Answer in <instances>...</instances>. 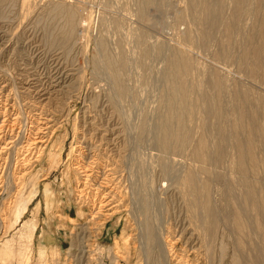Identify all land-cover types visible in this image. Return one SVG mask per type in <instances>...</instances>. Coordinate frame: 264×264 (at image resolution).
<instances>
[{
    "label": "rangeland",
    "instance_id": "1",
    "mask_svg": "<svg viewBox=\"0 0 264 264\" xmlns=\"http://www.w3.org/2000/svg\"><path fill=\"white\" fill-rule=\"evenodd\" d=\"M226 1H223L224 4L221 3L224 5L222 7V20L219 23L221 25L212 31L213 37L210 44L201 48L190 46L185 42L183 44L181 37L184 36L189 24L186 21H181L180 23L176 16L184 9V0H153L145 8L144 16L141 17H139L138 11L141 0H5L4 3H0V49H2L0 50V151L3 152L0 153V185L4 186H0V258L2 259L0 264H126L119 257L123 253L121 245H119L118 249L114 241L120 236L123 228L122 221L125 217L123 207L128 206L130 201L126 200L123 203V207H121V210L119 209L120 213L117 216L108 219V221L106 220V222L104 221V226H102L103 223L101 226L88 224L87 221L92 218L91 212H89L91 210L89 208L90 196L89 198L84 196L85 199L82 198L81 201L76 197V188L77 190L82 188L80 183L83 181V176L75 169V165L83 164L84 162V164L96 166V168L101 166L102 168H98L100 169L98 172L103 171L105 160L112 154L115 155L116 152V150L113 153L109 152L110 148L105 146L100 148L97 145V141L105 133L103 129L108 125L109 129H116L114 131L115 135L107 136V139L113 140L111 148L116 145V149L120 151L129 150V146H133V144L135 146L136 144L139 147L140 154L143 153L142 157L146 160L147 156L145 155H148L147 160L149 158L151 160L150 166L149 160H146L145 163L143 158L141 159L142 162L139 158L141 167L144 165L146 167L149 166V168L145 167V171L141 168V171H139L141 174L138 173L141 177L139 176L140 178H138L135 175L132 178L133 187L138 188L140 186L139 188L143 190L148 186L147 188L157 189L159 195L163 193L166 189V181L162 179L160 170L157 168L155 159L157 152L155 153L152 147H149L151 144L146 141L148 143L147 146L146 137L135 138L136 135H134L135 130L142 126L145 114L148 113L150 117L148 119L151 122L149 121L148 124L155 122V117L157 119L160 117L159 114L163 106L161 105L162 101L159 102L163 98L160 96H167L166 90L168 89V83L164 77L166 66L163 55L166 58L168 54H171L176 49L184 51L183 53L186 56L194 60L202 77H206L208 75L207 72H210L215 75L213 77L216 78V82L220 80L221 84H224L222 86L220 84V86L226 88V90L227 87L232 86L236 87L235 89L232 88L234 91L241 90L242 94L248 97L246 101L247 109L250 107L249 104H251L252 106L254 105L253 110H255V104L257 103L264 107V76H261L263 74L261 72L262 67H256L259 76L257 74L254 77L250 76L248 68H252L250 67L252 61L248 62L247 59L246 65L248 66H246L241 64L242 62L237 58L236 61L235 59H232L233 61L228 60L226 54L223 53V51L225 53L232 51L234 52L232 55L235 58V55L240 53L239 46H241L240 49L247 48L246 42L239 34L240 28L242 31L244 29V31L249 30L248 33L252 32L251 26L254 22L251 20L250 14L253 12L252 17H255L256 21L258 20L262 24V21H264V8L261 5L264 4V0H248V4L252 8L250 9L253 12L250 9L246 11L245 15L240 16V19L238 18L237 26H235V28L239 26V32L237 31V35L235 34L234 36L235 38L237 37V42H241V45L234 46V44H231L232 46L230 45L229 48L224 44L226 43L224 41L226 38V33H224L226 26L221 28V26L223 27L222 21H227L228 15L231 14L229 0ZM66 11H68L67 14ZM247 12H249L250 18L247 16ZM69 18H72L73 22L75 21V24L72 23V26L74 25L73 28H75L73 37L70 40L63 41L70 33L69 27L72 19L70 21ZM68 19L67 25L66 20ZM218 27L220 28L218 29ZM252 33L258 37L256 30ZM142 41L145 44L149 43L148 45H152V47L161 44L165 52L161 56L152 53L149 57H145L140 49ZM242 42L244 43L243 45ZM222 46L226 48L225 50H229L231 47L235 48L225 51ZM253 46H251V49ZM259 55L261 56V61L260 63L258 62V65L264 66V51H260ZM118 57L120 59L117 60ZM121 60L124 65H127H125L123 72L121 71ZM109 61L119 64L118 67L121 69L115 65L117 73L114 70L111 71L108 66ZM119 72L122 73L120 74ZM113 78H116V82ZM190 79L197 82L195 78L189 77L188 80ZM115 83L118 86H124L127 89V95L121 97ZM117 89L118 91H115ZM226 100L230 101L231 99L228 98ZM262 110L260 109L255 113L249 111L253 118L252 121H255L258 125L264 121V108ZM39 111L40 113H38ZM13 117L14 119L12 120ZM134 127L136 128L135 130ZM92 134H94V138L91 141L90 136ZM118 134L120 137L116 139ZM255 136L253 142H255L256 151L259 144L258 139L260 140L261 137ZM88 139H90L91 143L88 142ZM83 140L88 143L83 142ZM259 146L264 150V138ZM9 149L12 150L10 151ZM7 151H10L9 155ZM25 153L28 154L26 155ZM153 154L155 155L153 156ZM120 156L124 155L120 154ZM5 157L7 159H4ZM256 157L254 155V159ZM116 158L108 160L112 163V160ZM8 159L9 164L6 162ZM92 161L96 165L91 164ZM249 166V171L243 176L239 172L236 173L235 170H231L230 167V170H225L226 166H223L222 173H219L221 176L219 175L216 178L212 176V180L211 178L209 179V182L212 181L214 183H211L212 189L215 191L213 194L215 200L216 198L218 200H216L217 207L220 211H223L221 213L223 215L228 212L230 214L234 213L233 216H238L241 219V227L245 228L242 229L234 223L233 227L235 230L237 229L236 231L234 230L236 236H234L235 233L233 232L234 235L232 234L230 238H227L224 234L225 231L223 232L222 229L223 226H226V220H223V223L221 222V232L225 235L222 238L223 241L225 239L229 248L226 249L227 246L225 247V253L222 252L221 247L217 249L218 251L216 250L218 254L216 255L218 257L216 262L218 264L219 262L223 264L225 258L228 261L232 255H235L237 264H264V238H260L258 230V224L261 222L262 216L257 211L258 207L264 203V190L260 189L259 181L261 176L256 173V161ZM232 167H234L233 164ZM69 170L71 174L66 176ZM95 171L97 170L95 169ZM101 172L99 173L101 174ZM176 175H178V172ZM202 176L201 178L206 177ZM116 183L117 180L114 181V185H117ZM129 186L128 184L125 188ZM117 187L119 188L115 190L111 186L113 194L116 196L113 199L114 204L120 202L122 198L119 196L118 190L123 194L126 192L121 182ZM248 189H252L253 199L247 197ZM173 191L168 190L166 195L169 198L168 202L174 206H171V209H173L171 211L173 215L171 217L172 221L170 219L171 214H169V217L166 216L169 219L165 220L168 222L165 223V231L168 225L171 228L173 223L186 219V215H184L186 208L183 207V204L180 206L179 202L176 203L175 199H172L179 197L176 191L172 195ZM51 192L59 196V201L55 198L52 199V207L46 212L44 204L45 193L50 194ZM82 200L84 201L82 202ZM84 202H87L86 206H84ZM36 206H39V211H36ZM78 206H81L84 211ZM78 208H80L79 211ZM86 210L88 211L86 212ZM13 211L14 213L15 211L18 212L20 214L19 218L21 217V222L14 225V228L11 225L16 218V215L12 214ZM50 211L54 214L60 213L59 215L69 220H74V224L70 225L66 230L60 229L59 222H49L47 216L51 214ZM232 211L233 213H231ZM119 215L120 222L118 221ZM222 218L220 217L221 220ZM2 222L5 223L3 224L4 226L6 224L11 226L4 235L5 228H2ZM24 224H29V228L25 229L24 235L22 234L23 236H21L20 233L23 231L21 227ZM35 225L39 229L37 228V235L35 237L32 236V239L30 236ZM96 228L97 230H95ZM189 228L190 226H188ZM41 229L48 233H53V235L48 236L50 241L46 243V245L53 247L50 250L53 252L51 254L53 257L49 255V260H45L44 256L43 258L38 257L39 248L44 245L41 240H38ZM127 234L131 235L134 233L128 231ZM220 236H222L221 233ZM225 241L223 242L224 244H226ZM230 243H233V246ZM188 246L191 247L189 248ZM186 247L188 250L190 249L189 251H192V249L197 248V243L194 240H190ZM138 254L139 250L136 255L131 251L132 256L127 264H145Z\"/></svg>",
    "mask_w": 264,
    "mask_h": 264
},
{
    "label": "bare ground",
    "instance_id": "2",
    "mask_svg": "<svg viewBox=\"0 0 264 264\" xmlns=\"http://www.w3.org/2000/svg\"><path fill=\"white\" fill-rule=\"evenodd\" d=\"M184 1H185L184 2L185 3L184 9L180 11V14H178V16H176V17H178L176 19L177 20L179 19L180 23H181V21H186V23L188 22L187 24H189V26H187V30L185 31V34L183 33L184 36L181 37L183 40V44L185 42V43L189 44L190 46L191 45L193 47L198 46L200 48L203 46L205 47V46L209 45L210 42L212 41V37H213L212 31L215 30L217 28V26L221 25L219 23L222 20V18H221V16L223 15L222 14V9H223L222 7H224V5H222V4H224V2H223L224 0H184ZM4 2H5V0H0V3H4ZM152 2H153V0H141V4H140L139 10H138L139 11V17L144 16L143 13L145 12V8L148 7V5H150ZM228 2H229V5L231 7V14L228 15V17H229L227 20L228 23L226 20L222 21L223 27L221 26V28H225V26H226L224 33H226L227 39L226 38L224 39V41H226V43H224L223 41H222V43H224L226 45V47L228 46L227 48H229V46L231 44H234V46L235 45L239 46V44L241 43L239 41H238L239 42L238 43L236 40L237 37L235 38V36H234L235 34L237 35V31L239 32V26L237 28H235V26H237L236 22H238V18L240 19V16L245 15V12L249 11V9L251 8L248 4V0H229ZM26 7H27V5H26ZM261 7L264 8V4H262ZM261 7H260V9H261ZM263 8H262V11H263ZM253 9H254V7H253ZM224 11H225V9H224ZM67 12L68 11H66V14H67ZM251 12H253V10H251ZM247 13H248L247 16H249V12H247ZM252 14H254V12ZM252 14H250L251 20L254 23H252L251 29H252V32L254 30L257 31L258 37L255 36L252 32L248 33L249 30L248 31L246 30L247 31L246 32V31H244V29L242 31L240 28L239 34L244 39V41L246 42L245 45L247 44V48L244 47L243 49L242 48L240 49L241 46H239L240 53H239V55L237 54L238 56L235 55L236 56L235 58H234V55H232V54H234V52H232V51H231L232 53L231 52L225 53L224 51H223V53L226 54V57L228 58V60L229 59L230 60L235 59V61H236V58H237L240 62H242L241 64H243V65H246L247 59H248V62L252 61V64L250 66L252 68L249 69L247 67L249 75L254 77V75L257 74L256 67L260 66V68L262 67L261 72L263 73L261 76H264V66L258 65V62L260 63V61H261V56L259 55V52L264 51V21H262V24L259 23L258 20L256 21L255 17H252ZM69 16H70V14H69ZM254 16H257V15H254ZM249 18H250V16H249ZM69 19L66 20V23H67V21H69ZM71 19H70V21H71ZM74 22L72 19V22H71L70 27H69L70 33L64 38L63 41L70 40L73 37L72 35H73L75 28H73L74 25L72 26V23H74ZM67 25H68V23H67ZM219 28L220 27H218V29ZM12 38H13V36H12ZM182 40H181V42H182ZM138 42H139V40H138ZM148 44L149 43L145 44L142 41V45H140L141 46V48H140L141 52L143 53V55L145 57H147V56L149 57V55H151L152 53L157 54L158 56L159 55L161 56L162 53L165 52V50L161 44H158L154 47H152V45H148ZM243 44L244 43L242 42V45ZM251 46H253L252 49H251ZM223 48H224L223 50L226 49L225 47H223ZM231 48L234 49L235 47L234 48L231 47ZM230 49L229 50L227 49V50L230 51ZM0 50H2V49H0ZM172 50H174V49H172ZM227 50H225V51H227ZM121 51H123V50H121ZM183 52L184 51H182V50L176 49V50L172 51L171 54L167 55V57H168V58L166 57L167 59L165 58V55H163V57L166 59L165 60L163 58L164 64L166 66V71H164V73H165L164 77H165L166 82L168 83V89L166 90L167 96L166 95L160 96L163 98L162 99L159 98V99H161V100H159V102L162 101L161 105H163L161 107L162 110L160 111V114H159L160 117L158 119H157V117H155V122L153 121L152 124L151 123L148 124V122L150 121L148 118H150V117H149L148 113L145 111L147 114H145V116L143 115L144 116V122H143V124L141 123L142 126L139 127L138 130H135L137 128L136 126H135L136 128L134 127V130H135L134 135H136L135 138L146 137L145 142L147 141L149 144H151V146H149V147H152V150L155 151V153L157 152V155L153 154V156L154 155L156 156L155 159L157 161L156 162L157 168L160 170V173H161V174L160 173L159 174L162 175V179L164 181H166V189L163 191V193L159 195L157 192V189H154L152 187L147 188L148 186H146V188H144L142 190L139 188L140 187L139 184H138L139 187L136 185L138 188L133 187V179L132 178L135 175H137L138 178L141 177V175H138V173H140L139 171H141V168L143 171H145L146 166L142 165V167H141L140 161H139V158H140V160L143 158L142 157L143 153L140 154L139 147H137L138 145L136 146V144H135V146L137 148L134 146V144H133V146L128 145L130 147L129 150H122L124 148L123 147L121 149L122 151H120L119 149H116V145L111 148L110 146L113 145L112 144L113 140H110V138L107 139V136L115 135L114 131L116 129L115 130L113 128H112V130L109 129V126L107 124H106L107 126H105V128L103 129L105 131V133L97 141L98 142L97 145L100 148L103 146L110 148V150H108V151L112 152V153L115 152V150H116L115 155L112 154L110 157H108V159L117 157L115 160L114 159L112 160L113 161L112 163H114V164L110 163L111 161L109 162V160L106 159L104 162V165H103V171L102 172L99 171V172H101V174L98 172V170H100L98 168H102L100 166V164H99L100 167H97V168H96V166L94 167V166H91L89 164L86 165V164H84V162H83V164H76L75 165V169L77 171H79V173H81V175L83 176L82 177L83 181L80 183L82 188H79L78 190L76 188V192H77L76 197H78L79 201H81V199L84 198V196L86 198H89V196H90V200H89L90 201V207L89 208H91V210L89 212H91L90 215L92 218L89 221H87L88 224H91V225L95 224L96 226H101L104 221L106 222V220L108 221V219L113 218L120 213L119 209L121 210V207H123L122 205L126 200L130 201V203L128 202L129 203L128 206L124 205L125 207H123L124 208L123 210L125 211V217L123 218V221H122L123 222V225H122L123 228L121 230L120 236L117 238L118 240L116 239L114 241V244L118 249H119V245H121V249L123 250V253H122V255H119V257H121L126 264L129 262V258L132 256L131 251H133V254L136 255L138 250H139L138 255L141 256L140 258H142L144 260L143 262H145V264H218L216 262V260L218 258L216 256V255H218L216 253V250L221 247L223 250L222 252L225 253L226 249L229 248L225 239H224V241L226 244L223 243L224 242L223 241L224 236L226 235L227 238H230L231 235L233 234V232L235 233V231L237 229L236 230L234 229V227H233L234 223L238 227H240V228H242V227H241V222H240L241 219H239L238 216L237 217L235 215L233 216V214H234L233 211L231 212L233 214H230V212H228V213L224 212L226 214L223 215L222 214L223 211H220V209L217 207L218 206L217 202H216L217 198L215 200V197L213 194V192H215V191H213V189H212V187H213L212 184H214L211 181L213 178L212 176H214L215 178L219 177V175H220L219 173H222L221 170H222L223 166L224 167L226 166L224 168L225 170H230V168H231V170L233 169L236 171V173L239 172L243 176L249 171L248 170V168L250 167L249 165L254 164L256 161V167H257L256 173H258L261 176L260 181H259L260 189L264 190V178H263L264 177V150H262V148H261V146H263L262 144H261V146H259L260 143H262V139L264 138V121H263V123L258 125L255 123V121H252L253 118L251 116V112L255 113L260 109H261V111H263L262 108H264V107H262L261 105H259L257 103L258 106H257V104H255L256 105L255 110H253L254 105L252 106L251 104H249L250 107L247 109L246 101L248 100L247 99L248 97H246L244 94H242L243 92L241 90H240L241 92L240 91H234L232 89V88H234V86L227 87V90H226V88L221 87L224 84L223 83L221 84L220 80H218V79H217L218 81L216 82V80H215L216 78L213 77L215 75L214 74L212 75V73H210V72L209 73L207 72L208 75L206 77L205 76L202 77V74H200L201 72H198V70H197L196 63L194 62V60L189 58L188 56H186ZM105 55H106V53H105ZM105 59H107V58H105ZM108 59H109V56H108ZM118 59H120V57H118L117 60ZM122 59H124V58H122ZM113 61H109L108 66L111 69V71L114 70L116 72L117 70H115L116 69L115 65L117 66V68H120V67H118L119 64L117 65ZM119 61H117V62L119 63ZM125 63H126V60H125ZM120 65L122 68L121 71L123 72L124 67H126L127 65L125 64L126 65L125 66L122 63V60H121ZM243 65H242V67H243ZM246 66H248V65H246ZM199 68H200V66H199ZM163 69H165V68H163ZM116 73H115V75H116ZM189 77L190 78L192 77L193 79L195 78L197 80V82L194 80L195 81V84H194V81H191L192 79L188 80ZM118 78H120V77H118ZM120 80H121V78H120ZM114 81L116 82V78L114 79ZM121 84H122V81H121ZM220 84H221V86H220ZM115 85H117V84L115 83ZM13 88H14V86H13ZM117 88L119 89L121 97L127 95V93H126L127 89L124 86H118L117 85ZM118 89L115 91H118ZM230 91H232V92H230ZM228 92L231 93V95H229ZM228 98H230L231 100L227 101L226 99H228ZM135 104H136V101H135ZM16 106H18V105H16ZM157 110H160V109H157ZM249 111H251V112L249 113ZM38 113H40V111ZM149 114H150V112H149ZM116 115H118V114H116ZM259 116H260V114H259ZM259 116L257 115V117H259ZM117 118H119V117H117ZM13 119H14V117L12 118V120ZM153 119H154V117H153ZM139 125H137V126H139ZM9 129H7V130H9ZM12 129H14V128H12ZM132 133H133V131H132ZM93 135L94 134H92L91 136L89 135L91 137V141L94 138ZM255 135H257V137L260 136L262 138V139L260 138V140L258 139L259 144H258V147L256 148V151H255V147H254L255 142H253V139H255L254 137H256ZM119 137L120 136L118 134L116 139H119ZM125 137H127V136H125ZM37 142H39V141H37ZM83 142H85V141L83 140ZM88 142L91 143L90 139H88ZM88 142H85V143H88ZM126 142H127V140H126ZM147 142H146V144L148 146ZM114 144H116V143H114ZM145 147H146V145H145ZM11 148H12V145H11ZM83 148H84V146H83ZM21 149H23V148H21ZM26 149H28V148H26ZM9 150L11 151L12 149H9ZM94 150H96V149H94ZM10 151H7L8 155H9ZM0 153H3V152L0 151ZM5 154H7V153H5ZM120 154H123L124 156H120ZM26 155H24V156H26ZM40 155H42V154H40ZM254 155L257 156L255 159H254ZM145 156H147V158H148V155H145ZM1 157H2V155H1ZM147 158H146V160H147ZM151 158L153 159V157H151ZM4 159H7V158L5 157ZM18 159H20V158H18ZM99 160H100V158H99ZM146 160H145V163H146ZM148 160L147 161H148L149 165L151 166L150 158ZM8 161H9V159L6 162L8 163ZM154 161H153V163H154ZM3 162H5V160H3ZM24 162H25V160H24ZM76 162L78 163V161H76ZM141 162H142V160H141ZM96 163H97V160H96ZM91 164H95V163L92 161ZM232 164L234 167H232ZM10 165H11V163H10ZM24 165H26V164L24 163ZM6 166H7V164H6ZM253 167H254V165H253ZM68 168H69V166H68ZM118 168H119V170H118ZM146 168H149V166ZM95 169L97 171H95ZM12 170H14V169H12ZM152 171H153V169H152ZM176 171L178 172V175H176V173H177ZM12 172H14V171H12ZM47 172H48V170H47ZM124 173H125V175L127 174V176L124 175L125 176L124 177L123 176ZM18 174H19V172H18ZM69 174H71L70 170L67 171L66 176ZM146 174H148V173H146ZM202 175H204V177L205 176L206 177L201 178ZM208 175H210V176H208ZM16 176H18V175H16ZM174 176H177V177H174ZM21 178H19V179H21ZM113 178H114V181L117 180V183H116L117 185L120 184V182H121V185H124V188L127 187L128 184L130 185L128 188H125V190H126L125 194L121 193L120 190H118L119 194H120L119 196H121L122 198L120 197L121 201L117 202V204H114V202H113V199L116 196H115V194H113V188H111V186L114 187L115 190L117 188H119L120 186L117 187V185H114ZM210 178H211V180H210L211 182H209ZM123 179H124V181H123ZM136 180H137V178H136ZM4 183H2V184H4ZM15 183H17V182H15ZM148 183H151V182H148ZM77 184H79V183H77ZM6 185H8V184H6ZM1 187H4V186L2 185ZM163 187H164V185H163ZM129 189H130V193H129ZM252 189H248V191H247V197L249 199H253V191H251ZM87 190H89V191L87 192ZM168 190H174L172 195L174 194L175 191L178 193L179 197L172 198V199H175L176 203L179 202L180 206H181V204H183V207L186 208V210L184 209L185 212L183 211L184 215H186L185 216L186 219H182V221H177L176 223H173L174 226L173 225L171 226L172 229L169 227L170 225H168L169 228L167 227L166 228L167 230L165 231V227H166L165 223L167 222L165 220L169 219L168 218L169 214H171L170 219L172 221L171 217L173 215H172L171 211L173 209H171V206H174L168 202L169 198L166 197ZM127 191H128V194H127ZM55 195L56 194H54L52 192L50 194L45 193V201H44L45 203L44 204H45L46 212H47V210H49L52 207V199L55 198V199H58V201H59V196H57V195L55 196ZM91 197H92V199H91ZM175 197H176V195H175ZM216 197H217V195H216ZM58 201H57V203H58ZM83 201L84 200H82V202ZM86 203L84 202V206H86L85 205ZM77 205H78V203H77ZM39 206H36V211L37 210L39 211ZM78 207H81V206H78ZM58 208H59V206H58ZM172 208H174V207H172ZM81 209H82V207H81ZM79 210H80V208H78V211ZM51 211H52V209H51ZM59 211H60V209H59ZM87 211L88 210H86V212ZM229 211H230V209H229ZM257 211H258V213L260 212V215L262 216L261 222L260 221H259L260 223L258 222L259 223L258 224V230H259L260 238L263 239L264 238V203H262L261 206L258 207ZM12 214L16 215V218L13 220V222L11 224L14 228V225H17L18 222H21L20 221L21 217L19 218L20 214L16 211H15V213L13 211ZM59 214H54L51 212V214L49 216H47L49 222L50 223H54L55 221L59 222L60 223L59 228L62 230H66L67 228H69L70 225L74 224V220H69L68 218L63 217L62 215H59ZM80 214H82V212H80ZM180 215H181V213H180ZM65 216H67V215H65ZM166 216H168V217H166ZM220 217H223L222 220L220 219ZM182 218H183V215H182ZM119 220H120V215L118 216V221ZM223 220L224 221L226 220V222H225L226 226L222 227L223 232L225 231V233H224L225 235L222 234V232H221L222 231L221 226H222ZM171 221L169 220V222H171ZM3 224H5V223L2 222V228L3 229L5 228V230L3 232V235H4L8 232V229L11 226H7V224H6V226H4ZM104 224L105 223H103L102 226H104ZM28 225L24 224L21 227L23 229V231H21V233H20L21 236L24 235V230L25 229L27 230V228H29ZM187 225L190 226L189 229H188ZM37 228L38 227L35 225V228L33 229L31 236L29 233L30 238H32V236L35 237L37 235V230L39 229V228L38 229ZM95 230H97V228ZM128 231H131L134 234H131V235L127 234ZM29 232H30V230H29ZM91 232H93V231H91ZM189 232H190V234H189ZM220 233L222 236H220ZM242 233H243V231H242ZM51 234L53 235V233H48L43 229L40 230V236L38 237V240L39 241L41 240V243L44 245L40 246V248H39V251H40L38 254L39 258H43V256H44L45 260H49L50 257H53L51 255V254H53V252L50 251L51 249H53V247H51V245H46V243H48L50 241L48 236ZM187 235H189L188 238H186ZM96 236H97V234H96ZM234 236H236V233ZM194 237H196V238H194ZM190 240H194L197 243V248L194 250L192 249V251H189L190 249L188 250L186 247V244H188V242H190ZM231 242H233V241H231ZM263 243H264V239H263ZM138 246H139V248H138ZM130 247H133V248H130ZM225 247H226V249H225ZM230 249H228V250H230ZM232 252H233V250H232ZM232 252H229V253H232ZM49 255H50V257H49ZM223 257H224V255H223ZM229 258H231V259H229L228 261H227V258H225L223 264H237L235 255H232ZM142 259H141V262H142ZM0 261L2 262L1 258H0ZM257 262H259V261H257ZM219 264H220V262H219Z\"/></svg>",
    "mask_w": 264,
    "mask_h": 264
}]
</instances>
